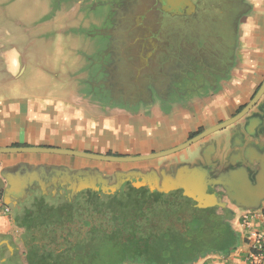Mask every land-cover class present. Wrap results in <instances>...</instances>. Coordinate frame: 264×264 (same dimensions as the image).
<instances>
[{
	"label": "crops",
	"instance_id": "1",
	"mask_svg": "<svg viewBox=\"0 0 264 264\" xmlns=\"http://www.w3.org/2000/svg\"><path fill=\"white\" fill-rule=\"evenodd\" d=\"M159 1L174 14L193 12L187 13L189 9L183 4L173 6L167 0ZM246 2L240 65L228 88L234 98L230 99L231 109L239 104V99L249 100L264 81V0ZM84 3L86 10L99 6L96 0ZM101 6L105 13L110 9L108 5ZM75 10L72 5L65 11ZM58 11L57 0H0V12L16 14L9 20L5 16L0 19L3 47L0 60H4L0 79V148H33L0 152V185L5 200L13 208L11 221L0 223V264H12L13 253L23 254L29 248H37V226H20L16 217L22 222H39L42 218L38 213L40 206L56 207L69 200L84 199L91 194V188L97 186L96 178L103 177L105 185H112L116 174L133 171L138 176L147 175L151 166L155 170L156 185L160 184L161 173L163 184L171 186L174 178L169 166L180 163V174L189 175L195 169L197 173L192 175L197 176L200 150L208 159L215 151L214 143L206 146L209 144L207 138L193 142L180 152L137 161H102L35 148L118 156L145 155L183 144L189 132L208 122L206 116L211 109L217 110L211 119L214 121L229 112L225 110L222 97L189 109L150 108L120 102L111 86L104 84L105 64L111 61L106 51L111 22L104 20L98 26L102 30L100 46L89 57L87 53L73 50L78 42L72 40L70 33L64 39V29L75 28L76 22L62 25ZM63 43L67 45L66 50ZM249 120L250 134L245 142L250 146L248 153L258 158L264 156L260 153L264 150V93L240 121L241 126ZM236 130L232 127L213 136L216 139L219 135L231 137ZM228 144L223 149L225 153ZM221 154L224 153L217 157ZM156 165L161 168L158 170ZM142 180L146 181V177ZM240 208L231 207L234 212L230 220L232 226ZM245 252L240 242L229 255L210 254L194 264H249L245 261ZM14 264H28V261L23 256Z\"/></svg>",
	"mask_w": 264,
	"mask_h": 264
},
{
	"label": "flooded vegetation",
	"instance_id": "2",
	"mask_svg": "<svg viewBox=\"0 0 264 264\" xmlns=\"http://www.w3.org/2000/svg\"><path fill=\"white\" fill-rule=\"evenodd\" d=\"M96 1L99 6L103 4L110 8L105 20L111 22L107 33L109 44L106 47L111 61L105 64L107 73L104 75V84L111 86L112 93L120 102L150 108L189 109L197 105L205 106L218 97L224 98L225 110L229 111L226 116L211 120L217 113L216 109H211L206 116L208 122L189 132L185 142L236 116L260 89L261 85L249 100L239 99L236 107L229 108L230 99L234 98L228 88L235 78V69L240 65L243 49L246 0H193L196 9L190 14L168 12L165 3L159 0ZM245 116L193 143L207 138L209 144L206 146L210 143L215 145L211 159L201 149L198 153L200 159L196 163L197 169H200L197 176L206 175L210 181L201 196V201L210 204L209 207H198L197 201L184 193L189 177L179 173L180 163L169 166V171L173 172V185H164V177L159 173L160 184L157 186L155 170L151 166L148 168V173H152L151 179L145 184L140 179H136L134 184L129 183L130 190L125 200L162 202L168 205L170 214L179 211L180 219L175 215L163 216L166 228H181L183 223L190 220L193 209L209 212L217 208L222 211L221 204L230 209L233 206L244 208L240 204L255 199V193H260L258 199L261 205L264 201V156L255 158L248 153L250 146L245 139L248 140L251 121L241 126L240 121ZM232 127L237 130L231 137L219 135L217 139L214 138V134ZM227 143L228 151L225 153L223 149ZM220 153L224 154L217 157ZM260 153L264 155V150ZM156 167L158 170L161 168L158 165ZM90 193L96 192L91 190ZM69 201L56 207L77 204L79 199ZM66 227L52 226L48 229L44 224H39L35 232L37 249L44 252L58 248L60 244L72 247L76 231L66 236ZM82 233L86 238L90 235ZM29 252L30 248L23 254L13 253L12 264L23 256L28 261Z\"/></svg>",
	"mask_w": 264,
	"mask_h": 264
},
{
	"label": "trees",
	"instance_id": "3",
	"mask_svg": "<svg viewBox=\"0 0 264 264\" xmlns=\"http://www.w3.org/2000/svg\"><path fill=\"white\" fill-rule=\"evenodd\" d=\"M100 200L88 199L89 206L80 199L73 205L40 206L39 222H22L16 217L20 226L32 228L44 224L48 229L75 220L72 247L60 244L61 247L44 252L32 248L28 264H194L210 254L229 255L240 243V235L230 222L234 212L226 206L221 205L222 211L193 209L190 220L181 228H166L163 216L175 215L177 219L181 216L179 211L170 214L165 203L119 199L118 205H106ZM85 208L101 213L109 210L110 225L102 230L93 228L86 238L81 228L93 223L84 217Z\"/></svg>",
	"mask_w": 264,
	"mask_h": 264
},
{
	"label": "rangeland",
	"instance_id": "4",
	"mask_svg": "<svg viewBox=\"0 0 264 264\" xmlns=\"http://www.w3.org/2000/svg\"><path fill=\"white\" fill-rule=\"evenodd\" d=\"M58 1V15L60 22H62V25L66 24L68 21L76 22L75 28H69L64 29L63 37L66 39V36H68V33L71 34L72 40L75 39L78 44H75L74 49L76 52L80 53H94L99 46H100V37L99 35L102 30L100 27V23H102L105 20V10L103 6H94L93 10H87L84 8V2L85 0H57ZM72 5H75L76 10L67 12L65 11L67 6L70 7ZM78 7V9H77ZM85 9V10H84ZM15 13H3L0 12V19H2L3 16H5L6 20H9L10 17L15 16ZM77 37V38H74ZM77 39V40H76ZM71 41V39H70ZM67 45L63 43L62 47H65L66 50ZM72 47V46H71ZM8 48V47H7ZM3 53V47L0 44V55ZM2 57V56H1ZM4 60H0V79H2V74L4 72ZM8 77V76H7ZM117 178L114 176L113 182L114 184L105 185L103 182H98L97 186H93L91 189L93 192H96L95 194H89L91 195L89 199H101L100 201L106 205L112 204V205H118V201L116 199H126V196L130 189H128L129 183H135L136 178L133 177L129 173H121L118 175ZM122 190L118 192V194H115V192ZM166 190V189H165ZM98 193V194H97ZM81 202H85L86 205L88 204V199H80ZM89 206V204L87 205ZM111 212L109 210H105V213H101L100 211H95L93 209L85 208L84 217L87 220H90L93 224L84 226L81 228V231L84 233H88L91 235L93 232V228H99L103 229L104 227H107L110 225V216ZM67 234L66 236H71L74 234L75 231V222L70 221L67 223ZM106 246V244H105ZM109 246L107 247L106 251L108 250ZM103 249H105L103 247ZM102 249V250H103ZM104 253V251H103Z\"/></svg>",
	"mask_w": 264,
	"mask_h": 264
},
{
	"label": "water",
	"instance_id": "5",
	"mask_svg": "<svg viewBox=\"0 0 264 264\" xmlns=\"http://www.w3.org/2000/svg\"><path fill=\"white\" fill-rule=\"evenodd\" d=\"M161 1H163V0H161ZM167 1L170 4H172L173 6L183 4V6L188 7V9H189L187 11V13H190L196 9V4L193 2V0H167ZM263 93H264V81H263L260 89L255 94V96L251 99V101L247 104V106L240 113H238L236 116H234L233 118H231V119H229L223 123L215 125V126L211 127L210 129H208V130L200 133L199 135L195 136L194 138L190 139L189 141H187L183 144H180L174 148H171L169 150H166V151L155 152V153H150V154H145V155H137V156H118V155H108V154H95V153H89V152L73 151V150H65V149H57V148H35V149H39V150H43V151L72 153L74 155L85 156L88 158L102 160V161H137V160H145V159L155 158V157H159V156H164V155L179 151V150L189 146L191 143L203 138L204 136H206V135H208L214 131L223 129V128L229 126L230 124L234 123L235 121L240 119L242 116H244L246 113H248L256 105V103L259 101V99L261 98ZM20 149H33V148H0V152L20 150ZM197 170H200V169H197ZM195 172H196V170L193 171V173H195ZM123 173H126V172H123ZM127 173L131 174L136 179H140L141 180L140 182L142 184H145L147 182V180L151 179V177H152L151 176L152 173H147V175L141 173L140 176H138V174L133 172V171H127ZM119 174H121V173H119ZM119 174H116L117 178L119 177L118 176ZM192 174L188 175L189 178L186 181L184 193L186 195L192 197L194 200H196L198 207H201V208L209 207L210 204L204 203L201 201V196L206 191L207 185H208V183H210V181L208 180L206 175H202V176L197 178V176H194ZM142 177H146V181L142 180ZM102 178L101 177L96 178L95 181L103 182ZM92 181H94V179ZM106 182H108L107 179H106ZM1 187L2 186L0 185V188ZM255 194H256V196L254 197L255 199H252L250 202H243L240 205L243 207H246V208H257V207H259L260 206V199H258L259 198L258 196H260V193H255ZM6 203L8 204L7 201H6ZM221 205L223 206V204H221ZM125 264H144V263H125Z\"/></svg>",
	"mask_w": 264,
	"mask_h": 264
},
{
	"label": "built area",
	"instance_id": "6",
	"mask_svg": "<svg viewBox=\"0 0 264 264\" xmlns=\"http://www.w3.org/2000/svg\"><path fill=\"white\" fill-rule=\"evenodd\" d=\"M11 207L6 203L0 188V223L11 221ZM233 228L240 235L241 245L246 249L245 261L249 264H264V204L257 208H241L235 213Z\"/></svg>",
	"mask_w": 264,
	"mask_h": 264
}]
</instances>
